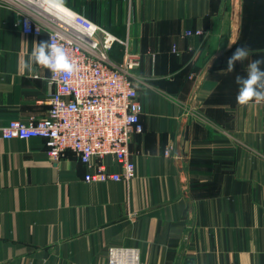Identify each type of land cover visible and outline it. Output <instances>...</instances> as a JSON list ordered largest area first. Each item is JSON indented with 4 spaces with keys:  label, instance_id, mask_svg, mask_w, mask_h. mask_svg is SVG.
Returning <instances> with one entry per match:
<instances>
[{
    "label": "crops",
    "instance_id": "0c3cea01",
    "mask_svg": "<svg viewBox=\"0 0 264 264\" xmlns=\"http://www.w3.org/2000/svg\"><path fill=\"white\" fill-rule=\"evenodd\" d=\"M54 2L140 57L137 176L88 182L74 152L55 162L40 137L0 135V264H107L111 248L127 264H264V102L236 101L248 60L226 70L238 46L264 57V0ZM51 12L39 0L0 2V125L47 114L50 71L31 55L49 42ZM27 13L41 35L17 24Z\"/></svg>",
    "mask_w": 264,
    "mask_h": 264
},
{
    "label": "built area",
    "instance_id": "2783aa9c",
    "mask_svg": "<svg viewBox=\"0 0 264 264\" xmlns=\"http://www.w3.org/2000/svg\"><path fill=\"white\" fill-rule=\"evenodd\" d=\"M39 1L50 12L52 0ZM64 9L60 16L55 15L56 23L48 29L49 42L63 47L76 71L56 76L44 117L11 119L0 125V135L9 140L40 137L55 162L66 158L68 151L74 152L88 168V182H129L137 176L129 149L131 140L144 131L143 105L132 75L141 64L140 57L130 51L128 39L119 38L80 12ZM17 24L27 35L39 36L45 28L28 13L22 14ZM186 32L204 34L201 29ZM116 43L124 46L122 61L111 57ZM171 148L166 149V155H171ZM106 156H112L118 170L108 168L102 161ZM117 250L111 248L107 264H127L115 260Z\"/></svg>",
    "mask_w": 264,
    "mask_h": 264
},
{
    "label": "clouds",
    "instance_id": "9594fccd",
    "mask_svg": "<svg viewBox=\"0 0 264 264\" xmlns=\"http://www.w3.org/2000/svg\"><path fill=\"white\" fill-rule=\"evenodd\" d=\"M231 46V44H228L229 48ZM249 55L250 50L246 46H238L227 59L226 70L228 72H234L237 62L243 64L245 60H248L245 66V74H237L235 77V83L238 88L236 101L239 105L264 102V57L249 60ZM31 60L51 72L50 85L55 82L58 74L66 73L71 75L76 71V66L68 58L63 47L51 42L36 44L32 51Z\"/></svg>",
    "mask_w": 264,
    "mask_h": 264
},
{
    "label": "trees",
    "instance_id": "16d2710c",
    "mask_svg": "<svg viewBox=\"0 0 264 264\" xmlns=\"http://www.w3.org/2000/svg\"><path fill=\"white\" fill-rule=\"evenodd\" d=\"M111 51V57L114 60L119 61V58L123 56V47L121 44L116 43ZM121 61V60H120Z\"/></svg>",
    "mask_w": 264,
    "mask_h": 264
},
{
    "label": "bare ground",
    "instance_id": "6f19581e",
    "mask_svg": "<svg viewBox=\"0 0 264 264\" xmlns=\"http://www.w3.org/2000/svg\"><path fill=\"white\" fill-rule=\"evenodd\" d=\"M50 3H51V4L49 5V10L52 11L54 15H56V16H60L61 13H60V14H59V13H58V14L55 13V2H54V1H50ZM64 10H65V9L62 10V13H63Z\"/></svg>",
    "mask_w": 264,
    "mask_h": 264
}]
</instances>
